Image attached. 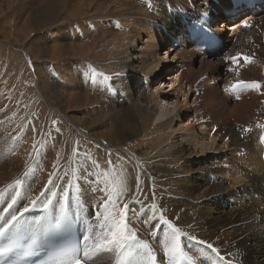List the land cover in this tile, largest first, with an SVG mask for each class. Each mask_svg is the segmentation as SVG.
Instances as JSON below:
<instances>
[{
  "label": "bare ground",
  "instance_id": "6f19581e",
  "mask_svg": "<svg viewBox=\"0 0 264 264\" xmlns=\"http://www.w3.org/2000/svg\"><path fill=\"white\" fill-rule=\"evenodd\" d=\"M23 1L25 0H8L5 3V10H10L11 6V10L13 8L17 10L5 13L0 23L9 29L5 31L7 35L3 36L5 41L15 44L17 46L16 48L13 46L15 50L25 51L24 54L29 55L28 35L38 28V25L47 34L49 33L48 35H53V32L60 29L58 28L60 24L56 25L59 11L66 9L62 6L63 3L57 0H35L33 3L39 4L36 5L39 7L38 11L22 21V17L25 16L16 13L25 14L29 10L23 6L26 2L18 3ZM114 1L116 0H79L75 4V13L70 12L68 17L71 18L67 23L70 26L73 24L72 21H78L83 25L86 21L97 19L103 22L106 30L117 26V30L112 34H105L104 39L101 35H98L97 40L91 39L97 41L98 50L92 53V56L89 54L86 59H83L84 62L88 61L87 64L99 68L101 72L104 71V78L101 80L103 95L99 98L104 110L89 117L81 125L82 129L88 132L87 135L82 134L77 125H73L70 116L59 112L62 119L54 114L53 110L56 109L51 106L53 102L56 105L59 104L61 96H64V90L60 92L56 78L51 76L52 73L48 70L53 65H55V71L62 69L61 58L69 57L72 52L56 55L54 57L56 63H52L51 66L44 58L39 64L34 55L30 56V62L35 63L39 74L36 81L37 93L41 98L38 109L42 114L51 115L50 125H46L52 129L53 121H55L57 124L55 128L68 129L70 132L68 137L80 136L84 138V141L82 140L84 143L79 142L83 149H78L76 154L71 155L69 169L62 164L66 162L65 156L56 153L58 156L56 158L53 154L50 161L44 165L45 167L41 166L44 167L43 171L41 174L38 173L34 183L32 179V184L27 189L30 191L29 195H37L45 185L51 187L49 177L52 173L63 177V180L53 177L57 184H60V181L64 183L72 179L78 191L70 192L68 207L73 214L87 220L88 226H93L92 233L88 234L90 235L97 231V222L92 216V213L96 211L94 206L106 198V192L121 191L122 195L117 201L120 206L123 202H128L136 209L144 205L147 215L150 216L151 205L155 203L157 217L163 213L183 232L194 234L198 239L211 243L218 249L220 255L225 256L226 263L231 261V264H264V172L256 134L257 129L264 128V86L254 89L241 84L242 81L256 82V79L264 83V45L250 46L255 36H258L257 32L264 29V9L256 13L248 12L246 16H242L241 12L235 9V14L231 13L229 16L233 21L239 19L235 24H230L231 21L226 22V20L220 21L218 25L213 24L214 31L226 38V44H230L222 60L214 61L213 57H203L202 53L189 47L183 37L184 27L181 24L186 17L182 15V11H186L192 18L196 17L186 0H120L127 6L119 9L117 15L110 11L114 7ZM212 2L213 0H192L199 14H209L211 7L214 9L212 12L216 11L220 16L219 13H223L224 1L218 0L217 6ZM100 11L104 12L100 13ZM238 14L240 16L236 18ZM16 17H19L21 22ZM12 18L14 21H11ZM214 19L216 21L218 17ZM245 24L250 25L252 30L247 31ZM20 25L23 26L22 35L19 33ZM162 28L167 29L169 37ZM233 36L238 37L236 43L230 42ZM143 38H146L144 43ZM132 40L139 41L145 49L141 48L142 50L138 49L139 52H136V45L129 49L128 44L134 43ZM149 40H155L157 43H162V46H167L165 54H173L174 59L173 65L171 64L167 70L175 67V76L168 80L170 90L168 93L156 90L152 93L156 97L154 99L147 89L149 80H154L152 78L154 68L149 71L147 69L154 62H158L159 55L158 45L152 42L149 44ZM55 42L61 51L68 48L64 43L59 44L57 39ZM175 43H180L183 51L180 48L174 49ZM69 47L72 48V45ZM199 57H201L200 60ZM243 57H248L249 61L245 62ZM233 58L240 59L238 64L231 63L225 67L223 63L232 62ZM212 74L216 76L215 80L210 79ZM66 79L70 91L75 81L73 82L70 77ZM135 84L134 91L132 86ZM238 84L240 86L235 96L231 95L229 98L222 99L218 85H222L226 91L230 92V89ZM1 85L0 107L6 104L9 94ZM180 97L185 99L193 97L192 104L188 107L181 106L178 101ZM5 106L7 112L9 110L16 112H13V116L5 114L12 118L4 121L0 127L4 129L3 137L6 138L8 146L10 138L7 135H10L11 131L21 130V128L17 129L19 123L16 125L15 122L21 120L26 111L15 109L16 103L12 102ZM183 116L188 118V125L181 132L188 134L189 138L174 129V125ZM88 123H91L93 128L107 129L108 133L100 139H94L93 143H86L92 130L87 126ZM181 124L182 122H179V125ZM28 137L24 142L30 143L32 147L34 142H28ZM132 138L133 140L130 141ZM220 146H224L226 150H224L225 153L222 152V160L220 156L212 157V154L221 152ZM216 147L219 149L215 150ZM9 151V160L4 166L12 170L8 177L0 176V184L15 175L12 174L13 170L20 167L26 156L25 152L16 155L12 150ZM243 152L245 155L238 157ZM161 172L167 178H177L173 181V186L178 188L176 193L179 196L163 198L157 194L159 197L155 196L154 199L150 197L155 189L161 188L164 184L170 185V179L164 184H162L164 181L160 180V184L156 187L152 185L158 178H162ZM89 173L91 176L88 175ZM137 176L140 181L139 190L136 187ZM97 187L104 188L105 192H95ZM10 189L0 195V203L7 202L10 195L14 194ZM169 189L171 193L174 192L171 187ZM229 189L232 190L233 197L226 198L225 195H228L226 192ZM47 196L51 197V193ZM74 197L79 200L76 209H73ZM52 199L54 203L49 207L58 216L60 214L59 203L56 202L58 198L52 197ZM240 201L246 203L245 209L225 211L226 206L240 205ZM26 206L31 207V203H19L13 207L12 212L18 214ZM109 210L112 209L109 208ZM3 218L10 219V215ZM5 222V219L1 221L3 224ZM133 224L138 233L137 238H143L148 242V245L155 250L157 259L161 263L169 261L164 257V250L168 242L166 234L170 230L166 228L156 230V236L153 237L148 231L151 225L137 221ZM163 232L165 237L162 234L161 240L160 233ZM180 243L185 256L194 259L196 264H206L207 256H217L203 246L193 248L183 237ZM110 255L112 259L114 254H108V257Z\"/></svg>",
  "mask_w": 264,
  "mask_h": 264
},
{
  "label": "rangeland",
  "instance_id": "374dc122",
  "mask_svg": "<svg viewBox=\"0 0 264 264\" xmlns=\"http://www.w3.org/2000/svg\"><path fill=\"white\" fill-rule=\"evenodd\" d=\"M7 1L8 0H6V1L0 0V19L5 13H8L10 11L14 12L17 10L15 8H13L11 10V8H12V6H11L10 10L6 11L5 10L6 4L5 3ZM34 1L35 0H33V1L32 0H25L23 2H18L19 4H23L26 2L25 4H23V6H25V9H29L25 14H22L19 12L16 13L18 15L25 16V17L21 16L23 18L22 21H24V19L27 18L28 16H32L33 12L38 11L39 7H36V5H39V4L33 3ZM57 1L62 2L63 3L62 6H64L66 9V10H60L59 11L60 13H59L56 25L60 24V26H58V28H60V29H58L56 32L52 31L53 33L52 32L51 33L53 35H48L49 33L47 34L38 25V28H36L27 37V42L30 44V50L28 52L29 55L26 54L27 56L24 54V53H26L25 51L19 52L18 50H15L13 48V46L15 48L17 47V46H15V44H13V43L9 44L8 41L7 42L5 41L3 36L7 35V32H5V31L6 30L9 31V29L5 28L3 23L2 24L0 23V85L2 84L1 86H2L3 90L6 88L5 92L9 93L7 95V99H6L7 102L5 105H7V103H9V102L10 103L12 102L13 104L16 103L15 109H25V111H26L25 116H24L25 118L23 117L21 120L15 122L16 125H17V123H19L17 129L21 128V130L20 131L16 130V132L11 131L10 135L9 134L7 135V137L10 138V141L8 142V144H9L8 146H7L6 138L3 137L4 129L0 128V130H1L0 131L1 132V134H0V169H1L0 170V176L3 175L5 177H8L10 175L9 174L10 171L12 170V168L10 169V167L9 168L5 167L6 164L8 163V160H9V158H8V154L10 153L9 150H12L13 153L16 155L24 153V152L26 153V156L22 160L20 167L13 170L12 174L13 173L15 174V175H13L14 177L10 176L9 179L5 180L2 184H0V195L6 191H9L8 190L9 188H11L10 189L11 193L14 192V194L10 195L7 202L8 203H10V201L13 202V200H11V198L13 196L12 199L15 198V200H16L15 205L16 206L19 205V203L26 204V203H29L32 200H35L38 198H39V200H43L44 196H41L40 193H45V194L47 193L46 189H45L46 185L43 187V190L41 189V191L37 195H33V196L29 195L30 191H27V189L31 186L32 179H34V181H33V183H34L35 179H37V177H38L37 176L38 173L41 174V171H43V168L45 167L44 165H46V163H48L50 161V157L53 156V154L56 155V153L66 157V162H62V164H63V167H67L69 169L71 155L74 154L73 150L75 149V154H76L77 153L76 151L78 149H83V147L80 145V143H84L83 142L84 138H82L80 136L68 137V135H70V132L68 129H66V130L57 129V128H55L57 126V124H54L52 129H49V126H47V125H50L49 119L51 118L50 117L51 115H49L48 113L42 114V113H40V110L38 109V103L41 101V98H40V95L37 93L38 89L36 87V81L38 80L39 74H38V70L35 66V63L30 62V60H31L30 56L34 55L35 58L37 59V61L39 62V64H40L41 60L44 58L47 61L48 65L51 66L52 63H56V59H54V57L56 55L67 54L68 51L72 52V54H70L69 57L61 58V60L63 62V66H61L62 69H57L55 71V68H54L55 65H53L48 70L52 73L51 76L56 78V84H57V87L59 88L60 92H62L64 90V94H63L64 96H61L62 99H60L59 104L56 105L53 102L51 105L57 110V111L53 110V112H54V114H57L59 116V118L62 117V116H60L61 113L66 115V116H70L71 117L70 119H71L73 125H77L79 127L80 131L82 132V134L87 135L88 132L84 131L82 129L81 125L84 122H86L89 117H93L96 114L100 113V111L104 110V106L101 104V101L99 100V98L100 97L102 98V95H103L102 86H101L102 81L101 80L104 78V71L101 72V70L99 68L93 67L91 64L90 65L87 64L88 61L84 62L83 59H86V57L89 56V54H91V56H92V53H94L96 50H98V48H97L98 44L96 41L97 37H99L101 35L102 38L104 39V35L105 34H112L114 31L117 30V26L116 27L113 26V28L109 27V29L106 30L104 28L103 22H101V20H99V19L93 20V21H91V20L86 21L83 25L80 24L78 21H72L73 24L70 26L67 23H69V20H71V18H68V17H70V12L75 13V8H76L75 4L77 2H79V0H57ZM107 1H109V0H107ZM98 2H102V1H98ZM15 4H17V2ZM28 4L32 5V6H29ZM20 6H22V5H20ZM126 6L127 5L125 3H123L122 1L116 0V1H114V7L110 11L114 15H117L118 14L117 11L119 9H124ZM92 7H93V5H92ZM103 12L104 11H100V13H103ZM16 19H19V21L21 22L19 17H16ZM238 20L239 19H237V21ZM11 21H14V19L12 18ZM237 21L236 20L233 22L231 21L230 24H233V23L235 24ZM75 24H78V25H75ZM84 29H86V30H84ZM246 29H247V31L252 30V28H250V27H246ZM104 30H106V31L104 32ZM162 30L164 31L163 28H162ZM19 33L21 35L23 33V26H21V25L19 26ZM164 33H166L167 37H169L167 29H165ZM257 34H258V36L256 35L255 38L253 39V42L250 44L251 47H252V45L257 46V44H258V46H260L262 44L264 45V29L258 31ZM54 36H55V39H57L59 44L64 43L65 45L68 46V48H66L64 51H61L60 49H58L57 43L55 42V39H53ZM91 39L92 40L96 39L95 40L96 43H95V41H92ZM234 39H235V37H234ZM89 40L92 42L91 43L88 42ZM237 40H238V37L234 43H236ZM132 41L134 42V40H132ZM145 41H146V38H143V43ZM151 42L155 43V45H158V48H157L158 55H159L158 59L161 62L158 59H156V60H158V62L157 61L154 62L153 65H151L149 67V69H147V71H149L150 69L154 68V72L152 73L154 75V77H152L154 80H149V83L147 84V86H148L147 89L150 91L151 95L156 90H159V91L163 90V91H166L168 93V91L170 90V87H168V80L173 78V76H175V67H173L172 70H169V71L167 70L168 68L171 67V64L173 65V62H174L173 54H170V53L165 54L167 46H164V45L162 46L161 45L162 43L160 44V43L155 42V40H149V44H151ZM96 44H97V46H96ZM69 45H72V48H70ZM135 45L137 46L136 52H139L138 49L144 48V47H142V44L139 43V41L134 42L133 44L129 43L128 47H129V49H131ZM174 49H178V48L174 47ZM52 59H54L53 62H52ZM205 59H207V58H205ZM239 60L240 59H238L236 63H233V61L232 62L225 61L223 64L226 67L231 63L232 64H238ZM162 61H163V63H162ZM214 61H220V60H214ZM53 68H54V70H53ZM63 71H64V74H63ZM67 76L72 78L73 82L75 81L74 82L75 85H73V87L70 89V91H69V88L67 85L68 83L66 81L67 80L66 78H68ZM210 76H211L210 79L214 78V80H215L216 76H213V74ZM210 79L207 78V80H210ZM255 81L261 87L264 86V83H262V81L260 79H256ZM132 87L135 91L136 90V84L133 85ZM234 89H236V91L233 94V96H235L238 87H236ZM220 96L222 97V99L231 97L230 94H223L221 92V90H220ZM154 98H156V97L152 95V99H154ZM178 101H179L181 106L188 107L189 105L192 104L193 97H191L190 99H185L184 97H180ZM173 102H175V99H173ZM5 105L0 107V127L4 123V121L11 120L12 117L9 118V115L13 116V114L16 113L15 111H10V110H9L10 112L9 111L7 112L6 111L7 109H5L6 108ZM20 105H22V106L20 107ZM59 112H60V114H59ZM5 114H9V115H5ZM47 118H48V120H47ZM62 119H63V117H62ZM66 122L67 121H65V123ZM179 122H182V124L179 125ZM179 122H177L176 125H174V129L180 131L178 133H181L183 136H187L189 138L188 134L181 132V130H184L185 126L188 125V118L186 116H183ZM87 126L92 130L90 131V134L88 135L89 139H86V143H93L95 141L94 139H96V138L100 139L101 136L108 133L107 129L104 130V128H100V127L93 128L91 126V123H88ZM197 130L200 131L199 128H197ZM25 133H28V134L25 135ZM198 134H199V132H198ZM179 136H181V135H179ZM27 137L29 138L28 142H31V143L34 142V145H32V147L30 146L31 145L30 143H28V144L25 143ZM56 137H58V138H56ZM66 137H68V138H66ZM241 139H243V138L241 137ZM131 140H133V138L130 139V141ZM97 143H99V142H97ZM103 146H104V143H103ZM220 147H221V152H216V154H212L213 155L212 157H219L220 156L221 160H222L223 153H225L226 150H225L224 146H220ZM216 148L217 149H215V150L219 149V147H216ZM37 150H39V153ZM27 151H29V152L27 153ZM217 153H218V155H217ZM55 157L57 158L58 156L56 155ZM6 161H7V163H6ZM42 165L44 167H41ZM51 166H52V164H51ZM27 171H31V172H27ZM161 173H162V178L161 179L158 178L159 180L157 179V181L153 182L152 185L154 187H156L157 184L158 185L160 184V180H163L164 182L162 184H164L167 182L168 179H170L169 180L170 185L165 186V184H164L161 186V188L155 189L153 191V193H151L153 197L152 196H150V197L153 199L155 196L159 197V196H157V194L162 196L163 198L164 197L179 196L178 193H176L178 191L177 190L178 188L176 186H173V184H174L173 181L177 180V178L175 177L174 179H172L170 176H169L170 178H167L163 172H161ZM39 177H40V175H39ZM18 181H19V183H18ZM60 183H62V181H60ZM170 187H171V189H174L173 193L170 192V189H169ZM225 187H227V186H225ZM58 190L59 189H57V188L52 189V191H58ZM48 194H50V193H47L46 195H48ZM226 194H228V195H225L226 198L233 197V192L230 189L227 190ZM165 195H167V196H165ZM129 196H130V194H129ZM131 197H132V195H131ZM7 202L0 203V217H5L7 215H10V213L13 210V208L8 209L9 204H6ZM240 202H239L240 205L234 204L231 207L225 205L226 206L225 211L227 212V211H230L232 209L233 210L245 209L246 203L244 201H240ZM72 203H73V209H76L77 205H79L78 204L79 200L74 197L72 199ZM15 205H13V207ZM5 213H7V214H5ZM2 220L3 219L0 218V223ZM85 224L88 227V224L87 223H85ZM161 235L163 237H165V232L160 233V239L162 240L163 237ZM140 239L144 240L143 238H140ZM107 257H108V254H103V255H98L96 257H93V259L97 261V264H110L111 255H110V257H108V258ZM89 264H91V262H89Z\"/></svg>",
  "mask_w": 264,
  "mask_h": 264
},
{
  "label": "snow or ice",
  "instance_id": "6c2138e0",
  "mask_svg": "<svg viewBox=\"0 0 264 264\" xmlns=\"http://www.w3.org/2000/svg\"><path fill=\"white\" fill-rule=\"evenodd\" d=\"M244 27H250V25L245 24ZM238 59L239 58H233V63H236ZM243 60L248 62L249 58L243 57ZM229 71H232V69H229ZM241 84L245 87L254 89L261 87L256 82L245 83L242 81ZM239 86V84L234 85V87ZM55 123L56 122L53 121V124ZM245 131H248V129H245ZM37 151L39 153V150ZM73 151L75 154V149ZM53 167H55V165ZM88 175L91 176V173ZM53 177L63 180V177L56 176V173H52L49 177V185H51V187L48 185L45 186L46 192L51 193V197L47 196L45 193H41V196H44V200H39V198L32 200L30 202L31 208L42 206L43 209L47 210L49 209V206L54 203L52 197L58 198L56 202L59 203L60 214L57 216L51 227L57 232L62 230L64 233H69L73 230L76 221L66 215V209L68 201L71 198L70 192L75 193L78 189L72 179H68L64 183L57 184ZM94 182L97 184L99 183V181ZM136 187L137 190H139V176H137ZM53 188H57L59 191L53 192ZM94 191L105 192V189L97 187ZM105 195L106 198L98 205L94 206L96 211L92 213V216L97 222V231L94 234L84 235L82 247L65 244L59 249V255L53 259L42 262V264H89V262H91V264H97V261L94 260L93 257L103 254H114L116 257V264H123L122 258L127 257H133V259H136L137 257L141 258L138 264H156L157 257L149 249L148 242L146 240L137 239L138 233L135 230V226L133 224L134 221L151 225L148 231L153 237L156 236V230L164 228L170 230L166 234L168 242L164 250V257L169 260V264H171V260L173 258L178 256L188 259L189 264H196L194 259L185 256L180 243L182 237L187 239L193 248L196 246H203L210 249L212 253H216L220 262L225 261V256L220 255L218 249H216L211 243L198 239L194 234L183 232L168 218H166L163 213L157 217V207L155 203L151 205L150 210L152 214L148 216L144 205H141L140 209H136L135 207L130 206L128 202H123L122 206H120L117 201L122 195L121 191L112 190L106 192ZM15 203L16 201L13 199V202L8 205V209H12ZM31 208L27 206L24 207L23 211L19 213V216H23L25 213H28L31 211ZM109 208L112 210L110 211ZM3 219H5L6 222L3 226H0V237H4L7 234L8 228L14 221H18L19 217L15 212H12L10 213V219ZM78 219H80L82 223H87V220H84L82 216L78 217ZM92 227V225L88 226L89 233H92ZM16 247H18V245L16 241L13 240L5 247L0 248V259L6 258ZM80 253H82V256ZM25 255H27V253H25ZM145 256L147 258L143 259ZM5 264H8V262L5 261ZM228 264H231V261H228Z\"/></svg>",
  "mask_w": 264,
  "mask_h": 264
}]
</instances>
